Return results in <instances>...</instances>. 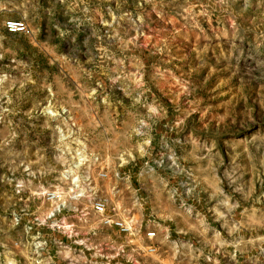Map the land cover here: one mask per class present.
Listing matches in <instances>:
<instances>
[{
	"label": "rangeland",
	"instance_id": "obj_1",
	"mask_svg": "<svg viewBox=\"0 0 264 264\" xmlns=\"http://www.w3.org/2000/svg\"><path fill=\"white\" fill-rule=\"evenodd\" d=\"M6 239L55 264H264V0H0Z\"/></svg>",
	"mask_w": 264,
	"mask_h": 264
},
{
	"label": "built area",
	"instance_id": "obj_2",
	"mask_svg": "<svg viewBox=\"0 0 264 264\" xmlns=\"http://www.w3.org/2000/svg\"><path fill=\"white\" fill-rule=\"evenodd\" d=\"M5 29L12 34L24 33L26 32V25L24 22L8 21L5 23ZM59 196L52 194H47V200L53 201L58 200ZM93 215L99 218V225L104 229H115L118 234L126 236L127 238H132L140 233V229L136 227V224L120 218L117 214H111L107 211V205L105 201H97L92 205L91 209ZM56 213H60V209L54 210L49 218L54 217ZM54 228H59L54 226ZM147 240H152L155 238L154 232H147L145 234ZM131 242V240H129ZM130 244V243H129ZM148 251L152 252V248L148 247Z\"/></svg>",
	"mask_w": 264,
	"mask_h": 264
},
{
	"label": "crops",
	"instance_id": "obj_3",
	"mask_svg": "<svg viewBox=\"0 0 264 264\" xmlns=\"http://www.w3.org/2000/svg\"><path fill=\"white\" fill-rule=\"evenodd\" d=\"M133 194V193H132ZM134 194H136L134 192ZM133 194V195H134ZM51 240V239H50ZM49 238L47 239L48 245L51 246ZM35 243H29L28 239H6L2 244L4 251L0 254V257L4 261H14L20 264H29L30 262H50L55 264L53 254L39 255L31 252V248H27ZM52 247V246H51ZM28 249V250H27Z\"/></svg>",
	"mask_w": 264,
	"mask_h": 264
}]
</instances>
